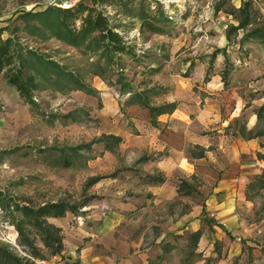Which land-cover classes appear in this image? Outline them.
<instances>
[{
    "label": "rangeland",
    "instance_id": "374dc122",
    "mask_svg": "<svg viewBox=\"0 0 264 264\" xmlns=\"http://www.w3.org/2000/svg\"><path fill=\"white\" fill-rule=\"evenodd\" d=\"M157 1L172 18L171 35L140 34L136 25L127 36L133 39L138 55L133 60L121 57L119 72L136 90L160 88L161 96L152 100L156 105L174 102L184 91L204 100L201 105L211 102L219 118L206 121L210 130L203 134L253 140L256 155L264 154V113L256 115L264 104V45L257 38L239 44L241 37L254 30L264 37V0H250V25L236 31L235 10L241 4L236 8L234 0ZM52 2L0 0L1 40L13 38L22 47L46 54L96 92L90 96L47 88L34 93L37 108L32 111L0 75V153H9L0 161V191L13 202L31 206L58 200L75 205L86 202L77 213L63 218V251L59 256L47 255L43 264H69L65 260L77 258L83 247L89 249V258L95 257V264H113L116 259V264H137L140 256L145 264H199L203 258L189 243L190 233L184 230L187 223L181 219L189 210L196 211L198 230L207 234L210 255L204 264H216L217 256H227L229 251L227 264H264V191L248 201L251 209H245L244 204L237 209L241 220L235 223L236 235L216 223L213 205L207 202L206 196L213 194L221 175L212 163L201 173L176 176L177 190L181 181L186 185L171 202H158L147 193L145 174L150 170L147 160L153 155V140L145 141L140 135L150 130L149 125L141 116L127 114L123 107L127 97L109 86L107 72L104 80L91 74L97 56L84 55L55 39H39L24 30L21 14L40 12L54 6ZM80 2L87 4L88 0ZM219 38H225L226 43ZM216 50L219 52L212 59ZM215 76L223 85L221 91L208 86ZM71 112L78 122L62 119ZM230 116L232 121H228ZM189 121L186 127L191 129V118ZM106 135L120 136L122 145L110 152L104 143H95ZM75 147L84 148L79 157L66 151L72 166L62 168L56 161L58 151ZM189 151L196 152L190 145ZM263 172L264 161L257 159L241 177L249 183ZM92 178L100 179L87 185ZM30 236L42 247L33 233ZM17 237L8 215L0 209V244L24 257ZM164 246L173 249L165 254Z\"/></svg>",
    "mask_w": 264,
    "mask_h": 264
},
{
    "label": "trees",
    "instance_id": "16d2710c",
    "mask_svg": "<svg viewBox=\"0 0 264 264\" xmlns=\"http://www.w3.org/2000/svg\"><path fill=\"white\" fill-rule=\"evenodd\" d=\"M106 8L110 9L111 13L106 11ZM251 10L250 0L243 1L235 10L237 26L233 28L234 31L250 25ZM20 19L24 23V30L31 36H38L42 40L55 39L70 48L82 51L84 55L97 56L96 62L91 65V74L104 80L107 72L109 86L117 87V94L127 97L123 107L138 106L147 110L149 124L152 127H157V119L160 116L171 115L177 109L176 101L153 104L152 100L161 96L160 88L159 90L155 87L136 90L119 72L118 67L121 57H129L133 60L138 55L133 39L127 36L136 25L140 34L171 35L172 18L167 15L164 6L157 0H154L153 5L147 0H88L87 4L79 2L71 9L49 6L40 12L22 13ZM251 38H257L264 45V37L256 30L244 35L239 44ZM218 52L216 50L212 54V59ZM154 71L157 72L158 69ZM0 75L32 111L37 108L33 100L34 93L47 88L53 91H80L86 95H96V92L86 86L74 72L67 70L46 54L22 47L13 38L0 39ZM112 77H116L114 82H111ZM207 81L208 78L205 76L204 82ZM222 81L225 85L224 78ZM263 113L264 104L256 111V115L260 117ZM62 119L73 123L79 121L74 112L62 116ZM95 143H104L105 150L114 152L121 143V139L106 135L98 138ZM82 148L84 147L59 150L57 163L62 168H70L71 158L79 157L78 152ZM193 149L196 152L189 151L191 158L204 157L203 148L194 146ZM66 151L73 156L67 155ZM6 153L8 152L0 153V161ZM256 157L264 161V154L258 153ZM146 177L149 184L163 182L161 176ZM99 179L92 178L88 180L87 185L92 186ZM182 185H186L185 181L180 182L177 190L179 193H182ZM260 191H264V172L248 183L244 194L245 200L250 201L253 195ZM85 205V201L75 205L58 200L31 206L27 203L13 202L0 191V209L8 215L9 224L14 227L18 236V246L23 248L26 254L24 257L19 256L8 246L0 244V264H43L47 255L59 256L64 248L61 229L49 223V220L62 219L67 213H77ZM31 233L39 239L42 247L35 245L34 238L30 236ZM200 235V231H197L188 236L189 243H192L194 248L197 246ZM241 241L244 243L243 240ZM172 249L170 246H164L163 252L168 254Z\"/></svg>",
    "mask_w": 264,
    "mask_h": 264
},
{
    "label": "crops",
    "instance_id": "0c3cea01",
    "mask_svg": "<svg viewBox=\"0 0 264 264\" xmlns=\"http://www.w3.org/2000/svg\"><path fill=\"white\" fill-rule=\"evenodd\" d=\"M233 2L236 8L241 4L240 1L234 0ZM219 39L220 41L223 39L224 43H226L225 38ZM208 86H212L215 91L223 89V85L217 76ZM175 101L178 102L177 109L171 115L160 116L157 119L156 128L149 124L150 118L147 110H143L138 106L127 108L128 115L132 117L141 116L146 124L149 125L148 129H152L151 132L145 129L140 135V139L145 141L153 140L151 144L153 155L150 158L145 156L148 158L147 162L150 167L149 172L145 175L155 176L156 174L161 176L163 182L158 184L146 183V191L156 197L158 202H171L179 198L176 186L177 181L174 180L176 176L184 178L192 174L201 173L207 170L205 166L208 163H212L214 169L221 171V175L213 189V194L206 196L207 202L213 205L211 207L213 210L212 215L216 223L224 227L226 232L236 235L234 232L236 233L235 230L238 226L235 223L237 220H241V213L237 209L243 204L245 209H251L248 208L250 203L245 200L244 195L248 182H243L241 174L246 173L252 165L257 163L255 141L244 140L237 136L234 138H228L227 136L209 137L202 132L206 131V129L210 130L206 121H213L219 118V113L216 112L211 102H205L206 104L201 105L204 100L193 97L188 91H184L181 97H176ZM190 118L193 125L191 129L186 127V123ZM231 119L232 117L230 116L228 121H232ZM159 126L161 127L160 130L158 129ZM135 133L137 134L136 130ZM151 136L153 138H150ZM122 143L123 141L121 140V145ZM189 145L203 148L205 150L204 157L202 159L191 158L190 154L187 153ZM212 145H214V149L209 151L208 149ZM236 191L239 193L235 194ZM184 198L188 199V196ZM195 212L189 210L181 216V219L187 223V227L184 230L190 234L200 231L198 230V220H194L196 218ZM63 221V218L50 219L49 223L62 229L65 226ZM239 233L241 234V232ZM206 235V232L200 235L197 246L194 248L195 253L203 258L199 264H204V259L210 255V245L205 241L207 240ZM88 250V248L83 247L77 258L73 256L65 261L69 264H95L96 259L95 257L89 258ZM235 255L236 253L231 254V256ZM229 256L230 251L227 252V256H217L218 261L216 264H227ZM138 260L137 264L146 263L141 256ZM116 262L117 259L113 261V264H116Z\"/></svg>",
    "mask_w": 264,
    "mask_h": 264
},
{
    "label": "built area",
    "instance_id": "2783aa9c",
    "mask_svg": "<svg viewBox=\"0 0 264 264\" xmlns=\"http://www.w3.org/2000/svg\"><path fill=\"white\" fill-rule=\"evenodd\" d=\"M240 1H245V0H240ZM79 2L80 0H53L51 4L61 9H71L75 7Z\"/></svg>",
    "mask_w": 264,
    "mask_h": 264
}]
</instances>
